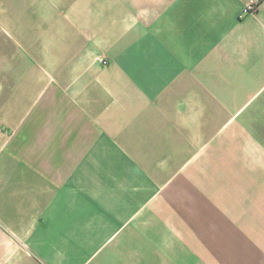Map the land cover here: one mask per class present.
Here are the masks:
<instances>
[{
	"label": "crops",
	"instance_id": "obj_1",
	"mask_svg": "<svg viewBox=\"0 0 264 264\" xmlns=\"http://www.w3.org/2000/svg\"><path fill=\"white\" fill-rule=\"evenodd\" d=\"M0 264H264V0H0Z\"/></svg>",
	"mask_w": 264,
	"mask_h": 264
},
{
	"label": "built area",
	"instance_id": "obj_2",
	"mask_svg": "<svg viewBox=\"0 0 264 264\" xmlns=\"http://www.w3.org/2000/svg\"><path fill=\"white\" fill-rule=\"evenodd\" d=\"M253 9H254V7H252L251 5L244 6V7L242 8L241 15H242V14H245V13H247V12H250V11H252ZM100 60H101V62H102L103 64L106 63V60H105V59H100Z\"/></svg>",
	"mask_w": 264,
	"mask_h": 264
}]
</instances>
